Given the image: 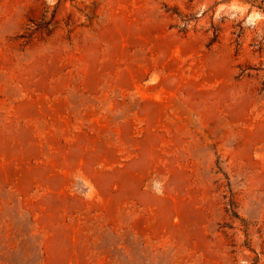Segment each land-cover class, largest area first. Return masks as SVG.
<instances>
[{"label":"rangeland","instance_id":"obj_1","mask_svg":"<svg viewBox=\"0 0 264 264\" xmlns=\"http://www.w3.org/2000/svg\"><path fill=\"white\" fill-rule=\"evenodd\" d=\"M257 3L0 0V264H264Z\"/></svg>","mask_w":264,"mask_h":264},{"label":"trees","instance_id":"obj_2","mask_svg":"<svg viewBox=\"0 0 264 264\" xmlns=\"http://www.w3.org/2000/svg\"><path fill=\"white\" fill-rule=\"evenodd\" d=\"M251 1L253 2V4L256 3V2H258V3H257V6H258L259 8H261V9L264 10V0H251ZM217 30H218V29H215V36H214L213 40H215V39L218 37ZM230 204H231V206H232V208H233V206H234L233 201H231ZM244 224H245L246 226H248V223H247L246 221H244ZM233 251H235V250H233ZM259 259H260L259 257H257L256 259H254V261L252 262V264H257L258 261H259Z\"/></svg>","mask_w":264,"mask_h":264}]
</instances>
